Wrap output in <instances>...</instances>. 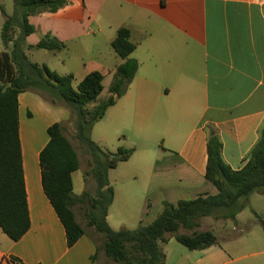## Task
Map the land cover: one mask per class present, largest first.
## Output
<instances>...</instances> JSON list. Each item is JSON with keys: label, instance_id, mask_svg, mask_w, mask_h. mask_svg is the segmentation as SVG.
<instances>
[{"label": "crops", "instance_id": "crops-1", "mask_svg": "<svg viewBox=\"0 0 264 264\" xmlns=\"http://www.w3.org/2000/svg\"><path fill=\"white\" fill-rule=\"evenodd\" d=\"M85 3L88 23L98 30L94 43L104 38L110 50L98 49L67 73L73 75L74 86L94 71L111 83L123 62L110 45L120 27L129 29L130 41L136 45L130 55L138 62L135 77L91 132L104 151L135 150L128 161L109 171L114 198L106 217L114 231L133 230L151 223L163 203L175 205L216 194L205 179L209 129L221 141L224 163L232 170L244 166L264 122V0ZM43 15L55 13L38 16ZM81 26L80 20H51L45 35L65 43L67 49L79 38ZM18 102L30 229L18 242L0 231V264H111L103 250L97 251L100 238L93 228L87 227L90 231L85 229V235L67 247L64 228L41 186L38 156L48 141L46 130L60 123L66 135L68 110L28 91L19 95ZM22 109L29 119L35 112L40 115V130L21 125ZM118 183L127 191H117ZM246 209L260 218L262 230L246 234L242 211L231 229H239L243 236L217 239L216 245L197 251L169 238L160 246L164 264H264V195L251 194Z\"/></svg>", "mask_w": 264, "mask_h": 264}, {"label": "trees", "instance_id": "trees-1", "mask_svg": "<svg viewBox=\"0 0 264 264\" xmlns=\"http://www.w3.org/2000/svg\"><path fill=\"white\" fill-rule=\"evenodd\" d=\"M13 3L14 13L6 19L1 31L3 46L11 44V50H0V231L11 241L18 242L30 229L18 113L19 95L27 91L38 94L54 107L68 110L74 137L90 157L89 174L96 185L95 195L91 197L83 192L75 196L72 175L80 169L78 153L60 123L47 128L48 141L38 156L41 186L64 228L68 248L85 235L74 207L86 205V226L93 228L100 238L97 251L103 250L112 264H164L160 246L169 238L190 251L214 246L217 237L212 231L197 230L200 220L213 217L235 225L236 216L247 208L250 195H264V122L240 170H232L224 163L221 141L209 129L205 179L216 189V194L179 200L175 205L163 203L161 212L151 223L140 224L133 230H112L106 221L114 198L108 174L118 164L128 161L135 150L104 151L92 140L91 132L106 111L125 95L137 73L138 62L130 58L136 49L130 41V31L120 27L110 44L123 62L115 70L107 97L100 99L104 87L99 72L89 73L74 86L72 74H59L32 62L26 53L33 50L59 53L66 49L65 43L50 35L36 45L26 44V39L35 32L29 18L54 14L65 6L66 0H13ZM182 229L190 233H180ZM95 258L96 254L91 259Z\"/></svg>", "mask_w": 264, "mask_h": 264}, {"label": "rangeland", "instance_id": "rangeland-1", "mask_svg": "<svg viewBox=\"0 0 264 264\" xmlns=\"http://www.w3.org/2000/svg\"><path fill=\"white\" fill-rule=\"evenodd\" d=\"M88 5V0H87ZM15 7L13 0H0V50H11V44L7 47L3 46L1 40L2 27L8 17H11L14 13ZM52 18V19H48ZM44 20V22H43ZM62 21V20H80L82 26L78 28L81 34H86V37H81L75 39L66 50L60 53H51L45 50H33L31 52H26L32 62H36L40 65L47 66L50 70L56 71L59 74L72 73L82 62H86L89 58L96 55L98 49L102 53L110 50L105 44V39L102 38L98 41V45L94 43V37L98 34L97 28L94 27L92 23L89 22V13L87 11L85 0H66V4L63 8L58 10L55 15L51 17L43 16H33L29 18L32 25L36 27L35 32L31 34L26 39L27 45H36L43 37H45V30L47 24L51 21ZM90 28V30H88ZM110 83V78L107 77L103 81L104 91L101 97L104 99L108 93V87ZM29 92V91H28ZM40 115L35 112L34 119H29L26 111L22 109L20 115V123L22 126L29 127L28 130H40L42 119L40 120ZM21 126V127H22ZM65 133L74 148L76 149L79 160H80V171L73 174V194L75 196L81 195L83 192H87L91 197L95 195L96 185L89 174L90 171V157L83 147L77 142L74 137V128L70 123L65 124ZM41 136L45 137V132H40ZM43 137V138H44ZM38 148V147H37ZM133 162V161H131ZM131 164V163H130ZM122 168V167H120ZM117 191L124 192L121 183L115 185ZM77 220L84 226L86 231H90L86 226L85 214L87 213L86 205H78L74 208ZM240 219L246 222V234L253 233L254 230H262L260 225V218L255 217L250 213L249 209L243 210L240 215ZM251 220V221H249ZM231 226H234L231 221L228 220H216L213 217L203 218L200 220V227L198 231H212L219 241H225L233 238L243 236L239 229L232 230ZM215 231V232H214ZM262 232V231H261ZM180 233H190L186 230H180ZM163 250V248H162ZM112 264V263H111Z\"/></svg>", "mask_w": 264, "mask_h": 264}]
</instances>
